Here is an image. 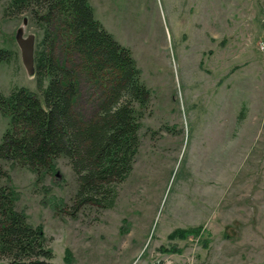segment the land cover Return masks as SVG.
I'll list each match as a JSON object with an SVG mask.
<instances>
[{
    "label": "rangeland",
    "instance_id": "obj_1",
    "mask_svg": "<svg viewBox=\"0 0 264 264\" xmlns=\"http://www.w3.org/2000/svg\"><path fill=\"white\" fill-rule=\"evenodd\" d=\"M9 1L0 93H39L14 35L23 18L35 45L41 32L26 14L4 17ZM87 1L150 89L133 169L100 211L69 207L76 179L64 158L41 175L0 161V186L41 227L56 264H264L263 0ZM92 91L83 79L84 117ZM8 121L0 112V143ZM187 228L197 234L170 237Z\"/></svg>",
    "mask_w": 264,
    "mask_h": 264
},
{
    "label": "trees",
    "instance_id": "obj_2",
    "mask_svg": "<svg viewBox=\"0 0 264 264\" xmlns=\"http://www.w3.org/2000/svg\"><path fill=\"white\" fill-rule=\"evenodd\" d=\"M23 14L41 32L34 47L39 93H0V112L9 119L0 161L41 175L64 158L76 179L72 211L110 209L133 169L150 89L130 49L94 17L87 0H10L3 8L4 17ZM6 53L0 49V59ZM83 79L96 97L86 117L79 111ZM0 175H6L1 167ZM14 201V193L1 185L0 264H56L41 227ZM197 231L187 228L170 237Z\"/></svg>",
    "mask_w": 264,
    "mask_h": 264
},
{
    "label": "water",
    "instance_id": "obj_3",
    "mask_svg": "<svg viewBox=\"0 0 264 264\" xmlns=\"http://www.w3.org/2000/svg\"><path fill=\"white\" fill-rule=\"evenodd\" d=\"M27 23V19L23 18L22 25H20L14 35L15 43L18 46L20 60L23 68L25 69L28 76H33L34 71V47H35V36L28 34L24 36V27Z\"/></svg>",
    "mask_w": 264,
    "mask_h": 264
},
{
    "label": "built area",
    "instance_id": "obj_4",
    "mask_svg": "<svg viewBox=\"0 0 264 264\" xmlns=\"http://www.w3.org/2000/svg\"><path fill=\"white\" fill-rule=\"evenodd\" d=\"M263 3H264V0H263ZM258 48L261 52L264 53V40L263 41H260L259 44H258Z\"/></svg>",
    "mask_w": 264,
    "mask_h": 264
},
{
    "label": "crops",
    "instance_id": "obj_5",
    "mask_svg": "<svg viewBox=\"0 0 264 264\" xmlns=\"http://www.w3.org/2000/svg\"><path fill=\"white\" fill-rule=\"evenodd\" d=\"M254 2H256V0H254ZM256 4V3H255Z\"/></svg>",
    "mask_w": 264,
    "mask_h": 264
}]
</instances>
